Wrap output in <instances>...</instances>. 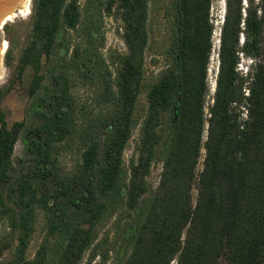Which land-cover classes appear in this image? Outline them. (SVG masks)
<instances>
[{
  "label": "trees",
  "instance_id": "trees-1",
  "mask_svg": "<svg viewBox=\"0 0 264 264\" xmlns=\"http://www.w3.org/2000/svg\"><path fill=\"white\" fill-rule=\"evenodd\" d=\"M162 2L99 0L85 10L81 0H33L32 28L18 60L13 48L6 53L13 83L0 89L7 264H80L87 255L91 261L100 253L101 222L118 211L119 221L131 222L124 230L128 252L116 264H264V0H227L209 117L213 0H171L165 12L173 20L172 63L147 91L136 154L127 163L140 123L151 10ZM114 10L127 46L113 61L115 72L101 52L102 18ZM72 32L83 43L72 47ZM241 54L255 63L246 74ZM29 67L28 93L37 105L31 122L10 124L2 104ZM94 77L101 107L91 114L77 106L73 86ZM27 128L36 135L32 152L16 164L15 147ZM63 143H75L81 155L66 174L58 167ZM162 147L160 181L152 189L149 177ZM39 212L47 233L29 258Z\"/></svg>",
  "mask_w": 264,
  "mask_h": 264
},
{
  "label": "rangeland",
  "instance_id": "rangeland-1",
  "mask_svg": "<svg viewBox=\"0 0 264 264\" xmlns=\"http://www.w3.org/2000/svg\"><path fill=\"white\" fill-rule=\"evenodd\" d=\"M15 2L11 6H7L6 9H10L14 6L16 13L21 10L22 6L18 3L20 0H14ZM25 10L23 7L22 15L14 17L12 20L7 21L0 27V47L7 43V49L3 54L2 63L0 65V89L9 86L13 83L14 78V67L9 66L6 60V53L9 48L14 49V54L16 60H18L22 49L26 44L27 37L32 28L33 22V0H24ZM99 0H81L82 8L87 10L93 9V4L97 3ZM161 9L157 10L152 7L151 17L149 21V33L150 42L146 51V61H145V81L144 89L140 96L137 117L140 123L135 127L133 132V137L126 150V161L130 162L131 158L136 154L137 145L140 139V128L143 117L146 114L148 108L147 91L152 84H154L159 77V74L167 69L172 63V57L168 55V49L172 42L173 33V20L167 17L166 7L170 6L171 0H162ZM246 2L244 1V4ZM227 0H213L211 16L215 25L214 35H213V50L210 57V63L208 67V84H209V94L206 99V113L209 117L210 105L213 103L214 99V89L217 86V74L219 69V47H220V34L221 27L226 11ZM246 5V4H245ZM115 11V10H114ZM166 13V14H165ZM103 28L102 32L104 35V45L101 49L103 57L106 58L109 69L115 72L116 66L113 65V61H118L120 55L127 52V46L123 38L124 34V24L117 11L113 15L103 16ZM72 47L76 43H83L82 38L76 32H72L68 35ZM72 49L68 57H71ZM254 61L251 57L241 54V62L239 64V69L246 74L248 68L254 65ZM250 70V71H251ZM4 71V72H3ZM32 68H28L26 74L22 81L16 82L14 84L11 92L6 96L3 101L2 107L7 113V120L10 124L16 121H22L28 119L31 122V113L35 108L36 99L32 98L28 93V87L32 79ZM48 83V82H46ZM215 84V86H214ZM99 80L94 77L93 80L83 81L77 79L73 86V96L76 100L77 106L79 108L86 107L88 113H96L100 107L101 103L98 99L99 91ZM36 103V104H35ZM246 113V112H245ZM246 115V114H245ZM169 129H167V132ZM36 138V135L30 129H24L21 133L19 140L15 147L14 161L17 164L19 159L28 157L32 152V140ZM58 153V167L60 172L66 174L72 172L75 169L77 163L80 160V150L78 146L73 143V145L59 144ZM164 147L160 149L158 158L153 166L152 173L149 177V183L152 189L158 187L160 176L162 172V159L164 157ZM205 150H203V155ZM204 156L200 160L198 166L199 171L203 169ZM27 165V164H26ZM28 166V165H27ZM198 184H195L194 197L197 198L198 195ZM121 211L108 214L99 226V243L101 246L98 248L100 253L94 259L89 261L88 255L80 264H116L121 261L126 253L128 252V238L124 232L125 228H128L131 222L130 218L122 217L119 221ZM8 223L7 220L0 218V250L2 249V255H0V264H7L9 259L12 257L11 250L6 248L9 242L8 238ZM47 233V219L43 212H39V218L37 223V229L29 248L28 256L29 258H34L44 237ZM126 248V249H125ZM108 253V256L105 255ZM173 264H176L174 262ZM221 264H226L223 260Z\"/></svg>",
  "mask_w": 264,
  "mask_h": 264
},
{
  "label": "bare ground",
  "instance_id": "bare-ground-1",
  "mask_svg": "<svg viewBox=\"0 0 264 264\" xmlns=\"http://www.w3.org/2000/svg\"><path fill=\"white\" fill-rule=\"evenodd\" d=\"M14 2H15L14 0H0V27H2L3 24L7 23V21L12 20L14 17L23 14L22 11L25 10V6H26L25 5L26 3H25L24 0H20L19 1L18 5L22 6V8L17 13H16V10H15V8L17 6H14L15 8L12 7L10 9H6L7 6L13 5ZM23 7H24V9H23ZM6 49H7V43L4 42V44L0 47V65L2 63L3 54L6 51ZM1 77H0V79H2ZM214 86H215V84H214Z\"/></svg>",
  "mask_w": 264,
  "mask_h": 264
},
{
  "label": "built area",
  "instance_id": "built-area-1",
  "mask_svg": "<svg viewBox=\"0 0 264 264\" xmlns=\"http://www.w3.org/2000/svg\"><path fill=\"white\" fill-rule=\"evenodd\" d=\"M223 21H224V18H223ZM223 23V22H222ZM214 91L216 90V87H213Z\"/></svg>",
  "mask_w": 264,
  "mask_h": 264
},
{
  "label": "clouds",
  "instance_id": "clouds-1",
  "mask_svg": "<svg viewBox=\"0 0 264 264\" xmlns=\"http://www.w3.org/2000/svg\"><path fill=\"white\" fill-rule=\"evenodd\" d=\"M250 70H251V68L249 67V68H248V72H249ZM248 72H247V73H248Z\"/></svg>",
  "mask_w": 264,
  "mask_h": 264
}]
</instances>
